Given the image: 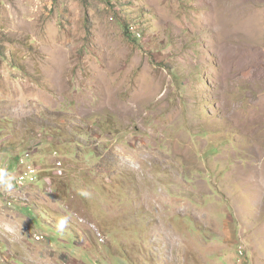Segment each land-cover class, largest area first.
<instances>
[{"label": "rangeland", "instance_id": "374dc122", "mask_svg": "<svg viewBox=\"0 0 264 264\" xmlns=\"http://www.w3.org/2000/svg\"><path fill=\"white\" fill-rule=\"evenodd\" d=\"M0 168V264H264V0H0Z\"/></svg>", "mask_w": 264, "mask_h": 264}, {"label": "clouds", "instance_id": "9594fccd", "mask_svg": "<svg viewBox=\"0 0 264 264\" xmlns=\"http://www.w3.org/2000/svg\"><path fill=\"white\" fill-rule=\"evenodd\" d=\"M21 163H23V162H21ZM31 167H34V166H29L28 169H31ZM30 173H33V171H30ZM5 177H7V179H5ZM22 177H24V180L21 179ZM12 179H14V177L11 176L5 168H0V184L3 185V189L5 191L10 192L13 189L14 185L11 182ZM36 179H37V174L36 175H28V174H25V172H24L23 174H21V176L19 178V182L20 181H26V180H29L30 182H35ZM81 195L87 197L90 195V193H88L86 191H82ZM68 223H69V217L68 216L60 217L57 224H56L57 230L60 232H63L64 229L66 228V226L68 225ZM5 230L10 232V233L14 232V229H12L11 227H8V226H5Z\"/></svg>", "mask_w": 264, "mask_h": 264}, {"label": "built area", "instance_id": "2783aa9c", "mask_svg": "<svg viewBox=\"0 0 264 264\" xmlns=\"http://www.w3.org/2000/svg\"><path fill=\"white\" fill-rule=\"evenodd\" d=\"M21 179L24 180V177H22Z\"/></svg>", "mask_w": 264, "mask_h": 264}]
</instances>
